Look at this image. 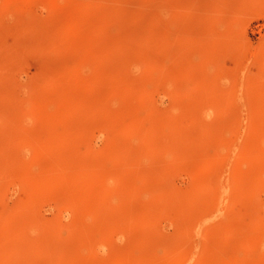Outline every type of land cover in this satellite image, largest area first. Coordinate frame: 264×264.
<instances>
[{"label": "rangeland", "instance_id": "374dc122", "mask_svg": "<svg viewBox=\"0 0 264 264\" xmlns=\"http://www.w3.org/2000/svg\"><path fill=\"white\" fill-rule=\"evenodd\" d=\"M262 107L264 0H0V264H264V178L212 202Z\"/></svg>", "mask_w": 264, "mask_h": 264}, {"label": "bare ground", "instance_id": "6f19581e", "mask_svg": "<svg viewBox=\"0 0 264 264\" xmlns=\"http://www.w3.org/2000/svg\"><path fill=\"white\" fill-rule=\"evenodd\" d=\"M157 6H159L158 4H156ZM160 7V6H159ZM107 9V8H106ZM95 11V10H94ZM103 11H104V9H103ZM118 11H120V10H118ZM105 17V16H104ZM151 17V16H150ZM153 18V17H152ZM118 19V18H117ZM115 21V20H114ZM107 23H108V21H106ZM129 23V22H128ZM127 23V24H128ZM125 24H126V21H125ZM138 25V24H137ZM131 27V26H130ZM136 27V26H135ZM118 28V27H117ZM128 28V27H127ZM146 28V27H145ZM131 32V30H128V32ZM47 32V31H46ZM138 32H139V30H138ZM45 33V32H44ZM134 34V33H133ZM152 34V33H151ZM127 35V34H126ZM74 36V35H73ZM129 36V35H128ZM148 36V35H147ZM125 37V36H124ZM142 37V36H141ZM129 38H131V36H129ZM12 39V38H11ZM133 39V38H132ZM139 39H140V37H139ZM125 40V41H124ZM134 40V39H133ZM123 41L124 42H126V39H123ZM130 41V40H129ZM146 41H147V39H146ZM10 42V41H9ZM141 42H142V39H141ZM145 42V41H144ZM108 43V42H107ZM120 43V42H119ZM115 44V43H114ZM125 44V43H124ZM127 44H129V43H127ZM133 44V43H132ZM131 44V45H132ZM143 44V43H142ZM146 44V43H145ZM121 45V44H120ZM122 46V45H121ZM128 49V48H127ZM126 49V50H127ZM141 49V48H140ZM119 50V49H118ZM122 50V49H121ZM120 50V51H121ZM122 51H124V50H122ZM113 54V53H112ZM117 55H118V52H117ZM142 57V56H141ZM124 59H126V58H124ZM134 59V58H133ZM112 60V59H111ZM122 60V59H121ZM89 61V60H88ZM119 63V62H118ZM127 64V63H126ZM137 65V64H136ZM119 66V65H118ZM161 71H162V69H161ZM117 72H118V70H117ZM115 74H116V72H115ZM114 75V74H113ZM120 75H121V73H120ZM246 77V76H245ZM248 79H249V77H247ZM246 80V79H245ZM251 80V79H250ZM254 81V80H253ZM256 82V81H255ZM258 82V81H257ZM259 82H260V80H259ZM64 87V86H63ZM256 88V87H255ZM253 89V88H252ZM60 90V89H59ZM246 90V89H245ZM256 90V89H255ZM233 91V90H232ZM262 91V90H261ZM247 92V91H246ZM66 94V93H65ZM254 95V94H253ZM261 96V95H260ZM6 97V96H5ZM248 108H251V106L250 107H248ZM262 108H264V107H262ZM102 109H103V107H102ZM237 109V108H236ZM101 110V109H100ZM154 110V109H153ZM243 111V110H242ZM254 111V110H253ZM154 113V112H153ZM249 113H251V112H249ZM100 114V113H99ZM253 114V113H252ZM155 115V114H154ZM156 115H157V112H156ZM161 115V114H160ZM160 115H158V116H160ZM167 115V114H166ZM157 116V117H158ZM163 116V115H162ZM241 116V115H240ZM250 117V116H249ZM108 118V117H107ZM252 119H253V117H251ZM159 119H162V118H159ZM252 119H250V120H252ZM249 120V119H248ZM255 120V119H254ZM163 121V120H162ZM253 121V120H252ZM251 121V123L250 122H248V124H247V127L248 128H253L252 130H254V131H256L255 129H257V131H258V135H256V136H251L252 135V133H251V131H250V133H251V135H250V133L249 134H247V133H244V134H246V136H242V138L244 137V140H243V142L241 141V145H240V149H238V150H240V151H238L239 152V154L238 155H241V154H243V155H246V157L248 156V157H264V126H259V125H257L256 124V122L255 121H253L252 122ZM255 122V123H254ZM233 123V122H232ZM259 123V122H258ZM262 124H264V123H262ZM240 124L238 123L237 124V122L236 123H233L231 126V128H232V130H233V132L234 131H237V129L239 128L238 126H239ZM168 126V125H167ZM204 127V126H203ZM220 127H221V125H220ZM259 127V128H258ZM162 128V127H161ZM160 128V129H161ZM163 128H165V127H163ZM215 128H216V126H215ZM219 128V127H218ZM180 129V128H179ZM200 129V128H199ZM240 129V128H239ZM218 130V129H217ZM159 134H160V132H159ZM163 134V133H162ZM213 134V133H212ZM161 135V134H160ZM208 135V134H207ZM214 136H215V134H214ZM230 136H231V134H230ZM204 137V136H203ZM202 137V138H203ZM208 137V136H207ZM221 137V136H220ZM219 137V138H220ZM218 137H217V139H219ZM235 138V137H234ZM176 139V138H175ZM191 139H193V138H191ZM190 139V140H191ZM213 139V138H212ZM224 139V138H223ZM161 140V139H160ZM160 140H156V142L158 141H160ZM194 140V139H193ZM221 140V139H220ZM177 141V140H176ZM223 141V140H222ZM222 141H220V144L222 143ZM230 141V140H229ZM157 142V143H158ZM160 142H162V141H160ZM159 142V143H160ZM173 142H175V141H173ZM180 142V141H179ZM217 142V141H216ZM231 142V141H230ZM170 144V143H169ZM236 144H237V142H236ZM159 145V144H158ZM164 145H166V144H164ZM163 145V146H164ZM168 145V144H167ZM167 145L165 146V147H167ZM169 146V145H168ZM214 146V145H213ZM170 147H171V145H170ZM154 148V147H153ZM201 148V147H200ZM200 148H199V150H200ZM206 148V147H205ZM167 149H169V148H167ZM231 149V151L232 150H234V148L232 147V148H230ZM142 151V150H141ZM185 151V150H184ZM188 151V150H187ZM194 151V150H193ZM212 151V150H211ZM213 151H214V149H213ZM202 152V151H201ZM200 152V153H201ZM237 151H235V153H236ZM237 152V153H238ZM139 154V153H138ZM144 154V153H143ZM164 154H165V151H164ZM214 154V153H213ZM216 154H217V152H216ZM140 155V154H139ZM210 155V154H209ZM127 156V155H126ZM125 156V157H126ZM142 156V155H141ZM194 156H196V155H194ZM134 157V156H133ZM208 157V156H207ZM211 157V156H210ZM196 158V163H198V164H200V162H201V155H197V157H195ZM210 160H211V158H209ZM131 160H132V158H131ZM133 161V160H132ZM209 161V160H208ZM213 162V161H212ZM229 162V161H228ZM202 163V162H201ZM216 163V162H215ZM233 164L232 165H230V177H229V179L227 180V181H225V182H222V183H216V184H214V187H215V192H216V194H217V196L213 199V201L212 202H215V204L218 206V204L219 203H221V200H222V197H223V195L227 192V191H229V190H233L237 185H238V181H241L242 179H248V183H247V191H250L251 192V190H254L255 188H257V187H259L258 185H259V182L261 181V179L262 178H264V164H262V168H260L259 170H256V171H246V170H244L243 168H242V165H241V163L239 164V163H234V161L232 162ZM230 164V163H229ZM203 165V164H202ZM211 166H212V164H211ZM214 167H215V164L213 165ZM250 166V165H249ZM251 167H252V165H251ZM212 168V167H211ZM216 168V167H215ZM249 168V167H248ZM254 168V167H253ZM130 169V168H129ZM213 169V168H212ZM250 169V168H249ZM120 171V170H119ZM130 172H131V169L129 170ZM153 171V170H152ZM158 171H159V168H158ZM209 171V168H208V170H207V172ZM229 171V170H228ZM112 172V171H111ZM118 172V171H117ZM121 172V171H120ZM119 172V173H120ZM120 175H121V173H120ZM207 175V174H206ZM24 176V175H23ZM112 176V174L109 176V177H107L106 178V180H108V183H107V185L106 186H110L109 184H110V177ZM200 176H201V174H200ZM116 177H119V176H116ZM146 177V176H145ZM121 179H122V177H120ZM117 180V179H116ZM123 180V179H122ZM155 180V179H154ZM219 182V181H218ZM204 183V182H203ZM105 184V183H104ZM80 188H78V189H76L75 190V192L77 191L78 192V190H79ZM71 190H72V188H71ZM70 190V191H71ZM244 190H245V188H244ZM246 191V190H245ZM65 192V191H64ZM74 192V193H75ZM76 192V193H77ZM73 193V192H72ZM79 193V192H78ZM193 194V193H192ZM251 194V193H250ZM72 194H70L68 197H70ZM76 196H78L77 194H75ZM80 196H82L81 194H79ZM88 195V194H87ZM196 195V194H195ZM198 195V194H197ZM183 196H185V194L183 195ZM188 196V195H187ZM189 196H190V193H189ZM188 196V197H189ZM193 196H194V194H193ZM192 196V197H193ZM241 196V195H240ZM84 197H86V195L84 196ZM83 197V198H84ZM187 197V198H188ZM191 197V196H190ZM198 197H199V195H198ZM80 198V197H79ZM196 198V197H195ZM210 198V197H209ZM64 199V198H63ZM66 199V201L65 202H63V204L67 207V208H70L71 210L73 209V210H76L78 207H80L79 205V203H78V201H74V199L73 198H71L70 200L68 199L67 200V198H65ZM78 199V197H76V200ZM192 199V198H191ZM201 199H203L202 197H201ZM248 199V198H247ZM182 200V199H181ZM194 200H196V199H194ZM209 200V199H208ZM83 201V200H82ZM81 202V201H80ZM174 202V201H173ZM200 202V201H199ZM210 202H211V200H210ZM223 202V201H222ZM84 203V202H83ZM202 204V203H201ZM205 204V203H204ZM222 204V203H221ZM63 205V206H64ZM214 205V204H213ZM207 206V205H206ZM212 206V205H211ZM199 207H201V206H199ZM198 207V208H199ZM244 207V206H243ZM66 208V209H67ZM83 207L81 206V209H82ZM208 208V207H207ZM92 209V208H91ZM128 209V208H127ZM162 209V208H161ZM72 210V211H73ZM244 210V209H243ZM130 211V210H129ZM198 211V210H197ZM218 211H219V208H218ZM245 211V210H244ZM162 212V211H161ZM239 213V212H238ZM93 214H94V212H93ZM128 214V213H127ZM220 214V213H219ZM240 214V213H239ZM98 215V214H97ZM196 215V214H195ZM225 215V214H224ZM229 215L230 214H228V217H229ZM249 218V223L252 225V224H255V218H252V216L251 215H249V214H246ZM197 217H195L196 219H194V222H192V220H191V223H192V226H191V229L194 231V232H201L202 230H205L206 228H209L210 226H215V224L218 222V220L217 219H221L222 221V227H221V225H217L218 227H217V229H218V233H219V235H218V237H219V241H221L222 243H224V242H226V236H228L227 234L229 233V232H231L232 231V228L230 227V223H229V221L230 220H223L222 218H220V216L217 214V212H216V210L215 209H206V208H201V210L199 211V213H198V215H196ZM226 217H227V215H225ZM240 216V215H239ZM123 218H124V216H123ZM236 218H238V217H236ZM244 218H246V217H244ZM129 219V218H128ZM146 220V219H145ZM232 220V219H231ZM237 220V219H236ZM246 220V219H245ZM32 221V220H31ZM129 221V220H128ZM233 221V220H232ZM35 222H37V221H35ZM135 222V221H134ZM38 223V222H37ZM115 223V222H114ZM120 224H121V222H120ZM119 224V225H120ZM150 224H151V222H150ZM189 224H190V222H189ZM124 225H126V224H124ZM35 226V225H34ZM45 226V225H44ZM48 226V225H47ZM123 226V225H122ZM147 226V225H146ZM234 226V225H233ZM33 227V226H32ZM187 227H189V225H187L186 226V228ZM221 227V228H220ZM59 228V227H58ZM109 228V227H108ZM110 229V228H109ZM188 229V228H187ZM189 229H190V227H189ZM188 229V230H189ZM190 229V230H191ZM210 229H211V227H210ZM209 229V230H210ZM44 230H45V228H44ZM51 230V229H50ZM66 230V229H65ZM88 230H90V229H88ZM104 230V229H103ZM127 230V229H126ZM154 230V229H153ZM180 230H181V228H180ZM56 231H57V229H56ZM91 231V230H90ZM105 231V230H104ZM121 232H122V230H120ZM192 231V232H193ZM207 231V230H206ZM214 231H215V229H214ZM93 232V231H92ZM110 232V231H109ZM142 232V231H141ZM212 232V231H211ZM95 233V232H94ZM104 232H102L101 234H103ZM154 233V232H153ZM207 233V232H206ZM232 233V232H231ZM91 234V233H90ZM105 234V233H104ZM122 234V233H121ZM215 234H216V236H217V232H215ZM262 234H264V231H262ZM261 234V237H262V239H264V235H262ZM83 235H84V233H83ZM100 235V234H99ZM109 235V234H108ZM197 235V234H196ZM134 236V235H133ZM157 238H158V236H156ZM106 238V237H105ZM139 238V237H138ZM63 239V238H62ZM260 240H261V238L259 237H256L255 239L253 238V237H249V236H247L246 234H242V233H238L237 234V243H238V245L240 246V251H241V249H245V247H248L249 245H251V246H254V248H256L257 250L259 249V247H260ZM100 241V240H99ZM206 241V240H205ZM103 242V241H102ZM106 242V241H105ZM209 242V241H208ZM213 243H214V241H212ZM107 243V242H106ZM143 243H144V241H143ZM201 243V242H200ZM221 243V244H222ZM205 243H203V245H202V243H201V247L203 248V246H205L204 245ZM218 244V243H217ZM51 245V244H50ZM55 245V244H54ZM67 245V244H66ZM133 245V244H132ZM208 245V244H207ZM220 245V244H219ZM234 245V244H233ZM70 246H71V244H70ZM160 246V245H159ZM214 246V245H213ZM226 246V245H225ZM58 247V246H57ZM65 247V246H64ZM206 247V246H205ZM207 248V247H206ZM251 248V247H250ZM218 249V248H217ZM50 250V249H49ZM55 250V249H54ZM60 250V249H59ZM92 250V249H91ZM126 250H129V248L127 247V249ZM176 250V249H175ZM174 250V252H176ZM205 250V249H204ZM94 251V250H93ZM93 251H92V253H93ZM117 251V250H116ZM115 251V252H116ZM125 250H123V252H124ZM240 251H237V253H235L234 254V257L232 258V260L234 261V260H236L237 258H239V260H240V257H238L239 255H240ZM114 252V255L116 254ZM126 252H128V251H126ZM166 252L168 253V251L166 250ZM171 252V251H170ZM173 252V251H172ZM204 252V251H203ZM203 252H201L200 251V253H203ZM53 253V252H52ZM92 253H88V255L89 254H92ZM98 253V252H97ZM129 253V252H128ZM205 253V252H204ZM242 253V252H241ZM262 253H264V252H262ZM127 254V253H126ZM134 254V253H133ZM133 254H132V250H131V252H130V255H128L127 254V256L128 257H130V256H132L133 257ZM181 254H182V252H181ZM185 254V253H184ZM184 254H182V255H184ZM188 254V253H187ZM210 254V253H209ZM66 255V254H65ZM124 254H122V250H121V255H119V257L120 256H123ZM135 255V254H134ZM145 255H146V253H145ZM170 256H171V253L169 254ZM168 255V256H169ZM189 255V254H188ZM197 255V254H196ZM201 255V254H200ZM203 255V254H202ZM202 255H201V257H202ZM215 255V254H214ZM242 255V254H241ZM63 256V255H62ZM127 256H126V261L128 260V258H127ZM136 256V255H135ZM166 257V259H168V258H171L170 260H172V256L170 257ZM209 256V255H208ZM208 256H206V259H207V257ZM125 257V256H124ZM123 257V258H124ZM183 257V256H182ZM189 257V256H188ZM242 257V256H241ZM131 258V257H130ZM129 258V259H130ZM227 258V257H226ZM116 259V258H115ZM152 259V258H151ZM165 259V260H166ZM173 259H175V256H174V258ZM205 259V260H206ZM230 259H231V257H230ZM229 259V260H230ZM122 260V259H121ZM121 260H118L117 259V261H116V263H115V260H114V263L115 264H118V261H119V263L121 264L122 262V264H124V263H126V261L125 260H123V261H121ZM153 260V259H152ZM218 260V259H217ZM211 261H213V259H211ZM242 261V260H241ZM129 262V261H128ZM133 262V261H132ZM221 262H225V263H227L225 260L223 261H221ZM111 263H113V262H111ZM113 263V264H114ZM169 263H170V261H169ZM168 263V264H169ZM205 263H206V261H205ZM208 263V262H207ZM218 263V262H217ZM164 264H167V263H165L164 262ZM171 264V263H170ZM173 264H174V262H173ZM229 264V263H228ZM231 264H233V263H231ZM235 264V263H234ZM236 264H238L237 262H236Z\"/></svg>", "mask_w": 264, "mask_h": 264}]
</instances>
